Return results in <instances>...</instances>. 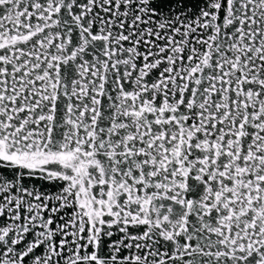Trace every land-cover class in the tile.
I'll use <instances>...</instances> for the list:
<instances>
[{
	"label": "snow or ice",
	"instance_id": "obj_1",
	"mask_svg": "<svg viewBox=\"0 0 264 264\" xmlns=\"http://www.w3.org/2000/svg\"><path fill=\"white\" fill-rule=\"evenodd\" d=\"M0 264H264V0H0Z\"/></svg>",
	"mask_w": 264,
	"mask_h": 264
},
{
	"label": "water",
	"instance_id": "obj_2",
	"mask_svg": "<svg viewBox=\"0 0 264 264\" xmlns=\"http://www.w3.org/2000/svg\"><path fill=\"white\" fill-rule=\"evenodd\" d=\"M189 2H193V3H194V2H195V0H189Z\"/></svg>",
	"mask_w": 264,
	"mask_h": 264
}]
</instances>
